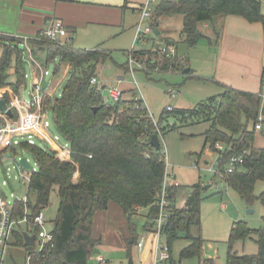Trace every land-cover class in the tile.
Segmentation results:
<instances>
[{
  "label": "trees",
  "instance_id": "trees-1",
  "mask_svg": "<svg viewBox=\"0 0 264 264\" xmlns=\"http://www.w3.org/2000/svg\"><path fill=\"white\" fill-rule=\"evenodd\" d=\"M263 2L161 0L153 16V28L161 16L181 15L184 42L195 47L205 39L199 24L213 23L219 17L236 15L264 25ZM215 34L219 38L220 31L215 30ZM37 38L29 40L34 56L37 52L45 53L47 62L58 58L71 68L62 95L54 101L45 98L42 109L52 114L56 131L70 142L72 162L58 159L54 151L40 144L21 145V150L29 153L38 164V171L30 179L28 202H16L13 218L17 221L24 218L28 209L27 217L34 220L50 205L55 190L59 197L51 251L38 252L36 244L27 246L24 226L18 225L13 232L15 245L26 249V264H89L101 242L93 236L95 217L108 210L111 202L121 207L129 231L135 234L137 229L132 217L139 209L148 211L146 218L149 221L158 216L157 195L164 180L166 162L162 145L157 151L150 144V138L153 134H163L162 121L167 115L185 123H209L204 134L205 146L210 144L211 150L217 151L216 143L225 145V151L219 155L222 168L230 155L247 151L244 164L233 173L226 174L223 181L248 205L259 201L264 206V191L260 195L255 194L257 183L264 182V148H254L255 125L262 109L264 87L259 93H252L221 85L222 93L209 97L194 109L164 111L157 131L144 101L137 99L136 95L130 99L123 97L117 102H105L102 93L91 84V80L97 77L100 63L112 58L109 50L102 46L91 50L78 49L70 42H56L41 33ZM23 42V38L0 32V89L10 88L19 93L27 81V63L21 48ZM141 53L145 54L136 52L133 55ZM163 58L157 67L162 72H182L187 67L178 55ZM126 69H129L128 64ZM59 73L60 66H57L54 74ZM148 73L151 71H146ZM8 97V94H2L0 99L7 103ZM0 123L4 125L1 119ZM202 155L203 152L199 154L200 157ZM77 172L79 179L76 181ZM202 191L201 184L194 185L190 195L179 205L176 202L177 189L169 191L171 217L164 227L163 236L170 247L171 264L177 262L172 249L179 240H187L189 245L181 250L178 261L190 262L201 256L203 238L192 234L191 229L201 223ZM30 195L34 196V201ZM149 226L146 224L145 229ZM39 229L36 225L34 234L37 235ZM137 238L138 234L126 240L129 250L137 245ZM250 238L258 247L257 253L238 256L234 251L235 243ZM132 239L133 244L130 243ZM129 256L132 257L131 254ZM210 261L206 260V264L212 263ZM227 264H264V227L252 229L245 221L235 222L229 236Z\"/></svg>",
  "mask_w": 264,
  "mask_h": 264
},
{
  "label": "rangeland",
  "instance_id": "rangeland-1",
  "mask_svg": "<svg viewBox=\"0 0 264 264\" xmlns=\"http://www.w3.org/2000/svg\"><path fill=\"white\" fill-rule=\"evenodd\" d=\"M78 1L97 4L109 3L117 6L116 14L110 11L108 16L110 15L113 20L114 18H119L122 22L119 27H107L106 34H103V30L101 31V27H98V25H91L87 29L77 27V29H74L73 32L62 39V42H70L78 49L91 50L101 45L111 52L112 58L104 64L100 63L97 72L100 85L105 87L103 89V99L105 102H110L109 94L105 90L111 87H119L124 92L126 99H130L133 95L142 97L148 109V114L150 113L156 121L154 126L157 127L158 131L160 127L158 121L161 122L162 114L169 107L173 111L178 109H194L202 101L217 95V92H212L213 86L205 84V82L191 75H185L181 71L162 72L159 68L157 69L160 66L159 63L163 62V57H165L158 51L162 47L160 41L164 40H159V37L154 32L144 40V43L135 41V28L139 21V15L130 5H126V0ZM130 1L139 2V0H128V3ZM262 12L264 14V2L262 3ZM102 13V11H96L94 15L104 18ZM51 15L53 16V12ZM218 19L220 20V17L216 21ZM14 25L15 22L12 21V26L14 27ZM183 27V16H161L157 19V26H154V30L157 29L162 33V39H168L172 44L178 46V58L184 60V64L187 66L186 68L192 66L191 69L194 70L193 65H197L198 59L202 58V56L201 53L197 52L198 49L196 47L190 49L191 47L185 44L182 36ZM44 28H49V26L46 24ZM0 32L17 35L16 32L9 30V28L8 31L0 28ZM212 38L216 39L215 33H213ZM210 42L211 44H215L214 41H208L206 38L200 41L201 44L209 43V46ZM136 52H145V54L141 53L134 57L141 63H144L146 67L149 68L155 64L156 67L151 68V73H148V75L146 71L140 69L137 65L134 66V75L129 69H126V65H129L130 55ZM34 54H36L35 58L42 65L43 69L49 73L46 76L45 85L50 90L59 84L56 95L60 96L67 81L64 75L67 66L62 64L58 58L47 62L45 53L37 52ZM25 60L28 63V55H25ZM210 62L208 61V63ZM57 66H60V73L53 80L57 84L53 85L51 83L49 85L48 83ZM27 71H30L28 65ZM135 81L138 83L142 95L136 90L137 86ZM31 86V80L29 79L21 90L23 97L29 99ZM50 118L52 120V116ZM153 119L151 118L152 121ZM162 127L165 131L159 137L163 153L168 158V163L171 167L170 170H174L177 179L182 183L181 192L188 195L192 191V187L196 184H201L203 188L207 187V189H203L202 191L203 202L200 226H193L191 229L192 234L196 236L201 235L203 238L201 256L190 261L189 264H198L200 261L206 264V260H212L210 264H227L229 236L234 223L237 221H245L252 229L264 227V206L259 201H256L251 206L248 205L235 190L229 188L222 179L217 178L215 175V171L218 170L219 152L212 151L210 144L205 146L204 134L209 128V123L203 121L185 123L175 119L172 115H167L162 121ZM250 129H252L251 125ZM52 130H54V126ZM254 148L257 150L264 148V136L259 132H256ZM202 152L203 155L200 157L199 154ZM17 154V158H26L33 168L36 167L35 161L29 153L17 150ZM195 163H199L197 168L194 167ZM13 166L14 164H10L7 167L10 168L9 171L6 168H0V181L8 177L11 183L10 186L3 188L4 191L7 194L14 191L20 198H25L27 197L26 186L21 184L19 169L13 168ZM263 191L264 182L259 181L255 189V194L260 195ZM181 192L180 195H182ZM181 198L185 199L187 197L181 196L179 200L180 204L184 200H181ZM30 199L34 201V196L30 195ZM58 208L59 197L57 190H55L51 195L50 205L43 209L40 214L45 222L44 229L46 232L53 231L58 217ZM147 213V210L139 209L138 213L132 217V223L137 229V240L141 238L140 236L144 231L143 226L145 225V216ZM126 220L121 207L115 202H111L108 210L99 212L95 217L93 236L95 239L101 240V256L108 261V264H129L130 258L135 261V264L139 260H142L140 254L143 250H139L136 244L132 246L131 250L117 245L116 241L121 231L124 233L123 238L125 240L132 235L137 236V234L129 231ZM188 245L189 242L187 240L175 242L172 249L173 256L179 260L181 250ZM99 246L97 245L98 248ZM234 251L238 256L254 255L257 252V245L251 238L245 241H237L234 245ZM25 258L26 252L24 248L14 246L6 248L5 264H25ZM89 264H98V255L91 256Z\"/></svg>",
  "mask_w": 264,
  "mask_h": 264
},
{
  "label": "built area",
  "instance_id": "built-area-1",
  "mask_svg": "<svg viewBox=\"0 0 264 264\" xmlns=\"http://www.w3.org/2000/svg\"><path fill=\"white\" fill-rule=\"evenodd\" d=\"M159 1V2H158ZM161 0H142L139 4L138 13L139 21L136 26V36L135 41L144 40L154 33V28L152 25L154 13L158 7ZM47 39L62 42V39L68 36V31L65 24L61 20H54L51 22L49 28L41 33ZM39 39L36 37L32 39ZM24 42L21 44V48L24 49L25 55H28V64L35 65L39 70V78L34 81V85L31 86L29 92V99L23 97L21 92L15 93L12 89H0V93L8 94L7 110H11L13 113V118L3 113L1 120L4 121V125L0 123V168H7L10 164H14L13 168H18L20 172V181L23 185L27 186V191L29 189L31 176L38 171V164L35 161V168L29 164V168L24 167L21 164L22 158H17V150H21V145L23 143L28 144H40L45 148H50L56 153V157L63 161L72 162V149L71 144L62 135H60L54 126L53 116L49 112H44L42 109L43 100L45 98H50L51 100H56L60 96L56 95V88L51 92L48 87L44 88V80L49 74L47 70H44L42 65L36 60L33 55L32 46L29 42L31 38H23ZM162 56L175 57L177 56L176 47L172 44H162V47L158 49ZM137 65L140 69L144 71H150V67H146L144 63L137 60L134 55H130L129 58V70L134 75V66ZM158 69V68H157ZM160 70V69H159ZM28 78V75L26 76ZM51 85V81L48 83ZM91 84L97 87V91L101 92L102 88L98 86L97 77L91 80ZM136 90L140 92L139 85L135 81ZM109 94L110 102H117L124 97V92L118 87L107 88L106 90ZM142 95V94H141ZM2 95L0 96V98ZM137 99H142V97H137ZM2 99H0L1 101ZM168 110H171L169 107ZM52 116V120L50 118ZM149 116L153 119V116L149 113ZM9 118V119H8ZM153 123L156 121L153 119ZM54 126L55 131H52ZM256 132L261 133L264 136V116L260 113L259 121L255 125ZM159 135V134H158ZM215 149L219 152V155L225 151V145L222 143H216ZM247 151H243L241 154L230 155L224 168L220 166L218 162V170L215 171V175H218L220 179L224 180L226 174L233 173L238 166L244 164ZM165 156L166 171L164 175V180L160 192L157 195V207L158 216L153 220H146V224L149 223V227L145 229L141 238L137 242V248L143 250L147 244L151 245V262L148 264H171V252L170 247L164 240L163 231L164 227L168 224L171 217V203L169 200L170 189H178L181 187V183L178 181L173 170H170V164L168 163V158ZM92 157V156H89ZM199 163H195L194 167H198ZM211 170V169H210ZM212 171V170H211ZM10 179L6 177L3 181H0V264H4V251L5 246L17 225L21 224L26 226L31 232L35 231V226H39L38 234H35L36 245L38 252H44L46 250L51 251L54 247V235L53 231L46 232L45 222L41 216L36 217L34 220H30L26 213L25 217L19 219L18 221L13 218L14 207L17 201H26L27 197L20 198L17 193L11 191L7 194L4 191L5 186H10ZM35 225V226H34ZM107 260L99 255L98 264H107ZM176 264H189L186 261H178ZM203 264V263H198Z\"/></svg>",
  "mask_w": 264,
  "mask_h": 264
},
{
  "label": "crops",
  "instance_id": "crops-1",
  "mask_svg": "<svg viewBox=\"0 0 264 264\" xmlns=\"http://www.w3.org/2000/svg\"><path fill=\"white\" fill-rule=\"evenodd\" d=\"M141 1L142 0H139L138 3L137 1L136 2L130 1L126 5L127 6L130 5L134 9V11L138 13L139 4ZM116 8L117 6L111 5L109 3L97 4L90 2H82L78 0L77 1L74 0V2H65L59 0H22V1L0 0V28L5 29L7 31L9 28V30L16 32L17 35H13V33H11V35L14 37L31 38V37H36L39 33L44 32L47 29L44 28L46 24L50 26L51 22L58 19L65 24L68 34L73 32L74 29H77V27H82L83 29L85 28L87 29L91 25H98V27H101L100 30L101 31L103 30L104 33L103 32L102 33L106 34L107 27L111 28V26H114L115 28L121 26L122 24L121 19L114 18L113 20V18H111L110 15L108 16V14H110V11H113L114 14H116ZM96 11H102L104 18L96 17L94 15V12ZM48 12H50V14H48ZM52 12H53V16L51 15ZM12 21L15 22L14 27L12 26ZM201 25H203L202 26L203 28L201 27ZM199 29L201 30V32L204 34L205 38L208 41H214L215 44H211L210 42V46H209V43L201 44L199 42L195 46L196 49H198L197 52L201 53L202 58L198 59L197 65H193L194 72L185 75L188 76L191 75L192 77L205 82V84H210V86H213L212 92H217V95L222 93L223 91L221 85L233 87L241 91L259 93L262 87H264V25L261 22L251 23L241 16L228 15L224 18H220V20L218 19L213 23L199 24ZM217 29L218 31H220V35L219 38L216 35V39H214L212 38L213 33H215V30ZM155 31H157L155 35L159 37V40H164V41H160L161 44H172L170 40L168 41V39L161 38L162 33L159 30L155 29L154 32ZM5 34H7V32H5ZM135 36H136V28H135ZM174 46L176 47L177 55H179L178 46L176 45ZM190 49H192V47ZM208 54L209 56H207ZM208 61L211 62L208 63ZM27 65L30 67V71H27L28 78L26 79L27 81L30 79L31 85L33 86L34 81L39 78V70L36 68L35 65H29L28 63ZM191 68L192 66L190 67V69ZM70 70H71L70 66H67L66 73L64 74L66 78H68L70 74ZM57 76L58 75L53 74L52 78L50 79L53 85L57 84L53 82V80ZM97 80H98V86L102 88L101 93L103 95V91H104L103 89H105V87H102L100 85L98 76H97ZM44 84H45V80H44ZM58 85L59 84L55 86L56 90L58 88ZM43 86L45 88L47 85H43ZM23 87L21 88V90L23 89ZM55 88L50 89V91L53 92ZM1 95L2 93H0V96ZM263 102H264V96H263ZM3 113L4 112L0 110V119L2 118ZM52 131L54 132L55 129ZM75 178L74 179L76 181L79 179L78 172L75 174ZM181 187H182V183H181ZM181 187L177 189V199H176L177 205L180 204L179 200L181 196L188 197V195H190V193L192 192L191 191L190 193H188V195H186V193L181 192L180 190ZM203 189H207V187ZM26 190H27V186H26ZM180 192L182 193V195H180ZM26 194H27V200L23 201L25 203L28 202V191ZM183 199L184 198H181V200ZM26 213H30V211L26 209ZM146 220L147 218L145 216V223ZM126 223H128L127 220ZM24 228L26 230V233H28L30 236H35L34 232H31L28 228H26V226H24ZM16 229L17 227L14 228L13 232ZM13 232L11 233V236L5 246L4 264L6 262L5 260L6 248L10 246L20 247L15 245V237ZM123 234H124L123 231H121L120 236L116 241L117 245H119L122 248L123 247L127 248V250H129L126 240L123 238L124 237ZM101 245L102 244H100L99 248H97L99 251L101 250ZM151 248L152 247L150 244L146 245V247L143 249V251H141L140 254L142 260H139L137 264H148L151 262L152 259ZM93 255H98V254L94 253ZM99 255H101V253ZM133 262L135 264L134 260ZM25 264H26V258H25Z\"/></svg>",
  "mask_w": 264,
  "mask_h": 264
},
{
  "label": "water",
  "instance_id": "water-1",
  "mask_svg": "<svg viewBox=\"0 0 264 264\" xmlns=\"http://www.w3.org/2000/svg\"><path fill=\"white\" fill-rule=\"evenodd\" d=\"M155 33H157V31H155ZM193 72H194V71L191 70L190 68H186V69L183 71L184 74H190V73H193ZM0 110H1L2 112H6V115H7L8 117L13 118V113H12L11 110H7V104H6V102H5L4 100H1V101H0ZM94 111H96V109H95ZM261 114H262V116H264V102H263V107H262V110H261ZM150 144H151V145H152L157 151H160V149H161V143H160V137H159L158 134H153V135L151 136V138H150ZM21 164H22L24 167H26V168H29V167H30V165L28 164L26 158H22V159H21ZM249 212H252V211H249ZM24 238H25V242H26V245H27V246H34V245L36 244V237H35V236H30L28 233L25 232V233H24ZM133 242H134V239H132L130 243L133 244ZM94 253L99 255L101 252H100L98 249H96V250L94 251ZM129 264H134L132 258H130V260H129Z\"/></svg>",
  "mask_w": 264,
  "mask_h": 264
}]
</instances>
